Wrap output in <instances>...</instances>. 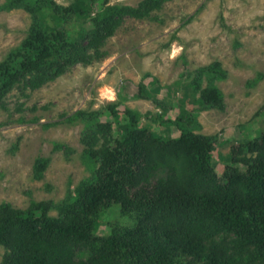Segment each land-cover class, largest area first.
Segmentation results:
<instances>
[{
	"label": "trees",
	"instance_id": "16d2710c",
	"mask_svg": "<svg viewBox=\"0 0 264 264\" xmlns=\"http://www.w3.org/2000/svg\"><path fill=\"white\" fill-rule=\"evenodd\" d=\"M99 1L71 0L61 5L55 0H6L0 6L24 7L32 14L26 36L0 62L3 106L15 87L25 94L27 88L53 81L77 63L90 65L101 59L105 41L125 15L152 17L168 0H142L136 6L101 0L97 7ZM195 72L190 82L193 94L179 99L175 118L167 116L175 103L167 99H155L163 108L156 118L129 106L121 111L118 101L64 118L84 123L81 142L91 175L79 181L73 192L69 189L59 203L33 199L19 208L2 202L1 264L263 261L264 128L231 148L219 174L213 154L218 135L196 133V115L186 105L192 101L200 109L224 108L223 92L215 81L226 77L227 71L215 62ZM152 90L141 83L136 97H153ZM23 106L19 103L17 109L22 111ZM146 116L177 127L179 135L167 136L142 125ZM48 163L45 157L35 160L37 177L43 176ZM54 206L56 216L49 214ZM104 223L108 231L101 234Z\"/></svg>",
	"mask_w": 264,
	"mask_h": 264
},
{
	"label": "rangeland",
	"instance_id": "374dc122",
	"mask_svg": "<svg viewBox=\"0 0 264 264\" xmlns=\"http://www.w3.org/2000/svg\"><path fill=\"white\" fill-rule=\"evenodd\" d=\"M55 1L67 5L71 0ZM141 1L109 3L136 6ZM5 2L0 0V6ZM101 5L100 0L97 7ZM31 23L32 14L24 7L0 8V62L21 43ZM102 51L106 54L101 59L77 63L57 79L27 88L26 95L13 88L5 106L0 103V204L26 208L33 199L59 203L91 175L81 142L84 123L64 118L80 109L100 110L112 101L120 103L121 111L129 106L156 118L163 108L155 99L175 102L167 114L175 118L179 99L193 94L190 82L196 69L215 62L227 71L215 81L225 107L200 109L192 101L186 107L196 115V133L218 135L213 154L219 174L231 148L264 128V0H168L152 17L125 15ZM141 83L158 92L136 97ZM170 87L175 90L168 91ZM19 103L24 110L17 109ZM141 124L167 136L180 133L177 127L153 122L151 116L143 117ZM39 157L49 159L42 177L34 173ZM49 214L56 216L58 208L52 207ZM99 230L108 231L105 223ZM4 253L0 244V264Z\"/></svg>",
	"mask_w": 264,
	"mask_h": 264
}]
</instances>
